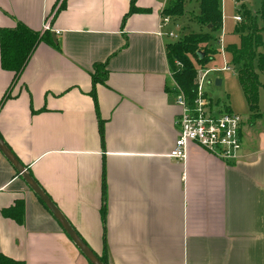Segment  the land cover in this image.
<instances>
[{"label": "crops", "instance_id": "0c3cea01", "mask_svg": "<svg viewBox=\"0 0 264 264\" xmlns=\"http://www.w3.org/2000/svg\"><path fill=\"white\" fill-rule=\"evenodd\" d=\"M61 1L0 0V29L22 22L51 37L17 78L0 66L3 142L108 264H264V95L260 115L241 122L234 161L195 142L173 159L181 107L161 21L169 0H136L146 10L125 21L130 0H65L55 13ZM103 62L95 103L91 73ZM16 198L22 224L1 213ZM0 253L89 264L1 152Z\"/></svg>", "mask_w": 264, "mask_h": 264}, {"label": "trees", "instance_id": "16d2710c", "mask_svg": "<svg viewBox=\"0 0 264 264\" xmlns=\"http://www.w3.org/2000/svg\"><path fill=\"white\" fill-rule=\"evenodd\" d=\"M62 0L54 11L55 13L63 8ZM136 0H130L128 11L123 16V21L132 13L145 11L135 5ZM55 6V4H54ZM54 13V14H55ZM183 15V0L169 1L161 11V17L168 16L170 19ZM264 18V0L258 15L246 12L244 21L237 30L239 41L237 44L229 43L225 50L230 56L232 65L237 66L236 75L247 102L250 118L256 119L260 115L259 92L264 95V53L258 52L262 46L261 28L256 23L257 17ZM240 17V16H239ZM241 19V18H240ZM195 20L204 27L202 32H189L182 34L175 40L165 44V54L174 82L173 91H181L189 106H193L197 97L196 68L193 61L198 65H204L209 61L216 51L212 46L216 32L222 24V13L219 0H199V11ZM40 40L51 42L48 31H34L22 22H17L12 28L0 29V66L2 69L12 72L14 79L18 77L22 68L29 59L36 44ZM53 43V42H52ZM57 47V44H54ZM58 48V47H57ZM106 62L93 64L92 89L90 91L96 103L95 83L106 78ZM261 77H259V75ZM203 97L205 94L203 93ZM99 132L102 137L103 127L99 123ZM39 199V198H38ZM40 200V199H39ZM45 207L43 202L40 200ZM46 208V207H45ZM47 209V208H46ZM4 217H8L22 224L24 214V202L22 198H16L13 203L1 209ZM105 210L101 214L104 217ZM94 252V251H93ZM99 259L107 263L106 249L102 254L94 252ZM89 262V261H88ZM0 264H25L23 260H17L0 253ZM89 264H91L89 262Z\"/></svg>", "mask_w": 264, "mask_h": 264}, {"label": "rangeland", "instance_id": "374dc122", "mask_svg": "<svg viewBox=\"0 0 264 264\" xmlns=\"http://www.w3.org/2000/svg\"><path fill=\"white\" fill-rule=\"evenodd\" d=\"M262 2L263 0H219L222 24L219 31L216 32L215 40L212 41V46L216 51L204 65L200 66L193 61L198 80L202 76L201 74L207 70L201 80V90L209 102L204 110L228 111L238 114L246 123L250 120L247 102L236 75L237 66L232 65L225 47L229 43H238L240 32L237 29L245 23H243L245 13L248 11L253 15H258ZM198 11L199 0H183V15L174 18V21L165 23L171 33L168 41L175 40L185 33L202 32L204 27L195 20ZM236 15L240 16V21L235 20ZM256 23L261 28L262 39V46L258 48V52L264 53V18L258 16ZM224 64L229 69H223ZM258 75L261 77L260 74ZM216 79L220 80L219 84L215 83ZM260 92L262 93V91ZM262 123L264 125V119H262Z\"/></svg>", "mask_w": 264, "mask_h": 264}, {"label": "built area", "instance_id": "2783aa9c", "mask_svg": "<svg viewBox=\"0 0 264 264\" xmlns=\"http://www.w3.org/2000/svg\"><path fill=\"white\" fill-rule=\"evenodd\" d=\"M169 20L168 16L161 17V21L164 23ZM235 20L240 21V17L236 15ZM49 27V21H44L43 30H47ZM169 35L171 36V33ZM223 69L229 68L224 64ZM206 72L207 70L201 74L202 76L198 80L197 97L193 106L187 104L181 91L175 92V102L181 107V112L176 118L178 134L168 155L178 161L185 159L189 142L197 143L225 161H234L241 148L242 118L238 114L228 111L204 110V107L209 104L201 90V80Z\"/></svg>", "mask_w": 264, "mask_h": 264}, {"label": "water", "instance_id": "95a60500", "mask_svg": "<svg viewBox=\"0 0 264 264\" xmlns=\"http://www.w3.org/2000/svg\"><path fill=\"white\" fill-rule=\"evenodd\" d=\"M54 36V35H53ZM216 84L220 83L219 79L215 80ZM0 152L3 156L12 164L16 171L21 175V177L26 182L30 190L43 202L48 211L53 215L56 221L60 224L61 228L64 230L66 235L69 237L74 246L80 251V253L91 263V264H105L99 257L83 242V240L76 233L74 228L70 225L65 216L59 211L56 205L52 202L49 196L43 191V189L38 185V183L30 176L27 169L12 151L7 147V145L0 138Z\"/></svg>", "mask_w": 264, "mask_h": 264}]
</instances>
